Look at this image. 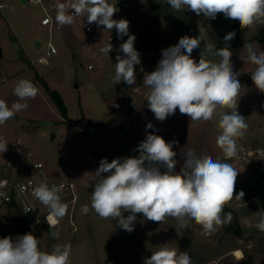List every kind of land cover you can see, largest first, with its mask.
Instances as JSON below:
<instances>
[{"label":"rangeland","instance_id":"374dc122","mask_svg":"<svg viewBox=\"0 0 264 264\" xmlns=\"http://www.w3.org/2000/svg\"><path fill=\"white\" fill-rule=\"evenodd\" d=\"M45 1L55 19L54 6L64 0ZM118 2L119 8L127 15L129 34L136 36V50L154 51L158 60L161 59L162 49L176 45L185 35L197 37L202 31L205 41H201L200 47L192 53L198 62L206 42L213 44L207 34L214 40L221 35L225 37L231 24H239V21L225 18L222 13L216 19L208 20L187 9L177 12L165 0ZM0 5H6L0 8V99H4L9 106L16 101L13 88L20 79L30 80L38 89L37 96L27 101L29 106L26 110L0 125V138L7 143L6 151H0V176L17 179L29 174L35 162H42L46 170L50 168L53 173L57 172L56 178L60 180L93 186L91 182L96 179L93 163L102 158L112 161L118 157L137 156L133 154V142L127 135L122 136L127 124L118 120L120 108L130 98L126 95L135 85L124 86V82L117 84L114 81L113 58L127 36L112 42L113 50L109 55L112 57L95 65L98 55L81 50L90 44L101 48L109 43L105 37L85 33L78 20L62 28L55 22L50 31L41 25L44 17L42 8L25 5L19 0H0ZM38 40L42 46L37 49L35 43ZM49 40L55 44L58 53L49 59V64H39L37 59L44 53L43 48ZM15 44L18 46L15 47ZM119 54L123 56L122 52ZM214 57L205 53L206 60H214ZM154 59H150L151 64ZM89 65L95 68L90 69ZM44 83L61 94L67 107V120L71 122L63 118ZM250 93L249 87L240 90L241 97L248 95L244 97L246 103ZM240 107L243 111V104ZM91 126L96 128L97 134H91ZM106 127L107 131L99 133L100 129ZM52 134H55L54 140L51 139ZM253 140L251 138L249 141L259 143ZM260 142L263 144V140ZM99 146L104 149L99 151ZM94 151L98 154L96 158L93 157ZM66 201L62 198V202ZM77 206L78 203L73 206L68 204V214L52 231L44 216H40L39 226H35L33 221L38 218L36 215L25 218L15 212L11 224L15 233L21 231L24 235L31 232L37 239L41 238V233L46 238H52L51 232L58 230L59 238L70 241L72 264H143L145 258L165 244L178 251H186L192 264L217 260L228 252L226 264L264 263V237L253 243L256 237L242 232L237 234L240 221L232 211L233 207L224 208L225 213L232 214L231 221L213 235L205 237L201 235L200 226L194 222L186 229L175 218L168 217L165 222L159 223L145 220L142 214H137L131 233L119 227L123 231L116 235L97 233L90 236L88 230L93 229L95 223L104 225L108 220H82L80 205L75 210ZM40 209L46 207L42 205ZM91 211L90 208L89 213ZM108 222L118 227L116 221ZM74 227L77 228L76 232ZM236 247L241 249L244 258L237 259L234 252H230Z\"/></svg>","mask_w":264,"mask_h":264},{"label":"clouds","instance_id":"9594fccd","mask_svg":"<svg viewBox=\"0 0 264 264\" xmlns=\"http://www.w3.org/2000/svg\"><path fill=\"white\" fill-rule=\"evenodd\" d=\"M34 2L39 3V0ZM165 2L177 12L187 9L208 20H214L222 13L227 19L239 21L241 28L264 26V0ZM54 8L55 22L60 28L73 25L77 17L83 16L90 25L94 23L109 31L115 29L120 39L127 36L117 50L114 81L135 85V66L141 64L140 54L134 47L136 36L129 34L127 19H113L119 11L115 5L109 0H64L56 3ZM234 36V32L227 33L223 41L226 47L220 49L206 42L197 62L192 53L200 47L201 41H205L204 34L200 31L197 37L185 35L176 45L162 49L155 69L143 77V83L149 89L145 98L147 107L157 121H165L177 109L193 122H207L219 116L220 132L215 143L223 153L224 161L238 158L237 142L248 129L245 117L237 111L243 86L231 62L232 51L228 42ZM112 50L109 41L100 52L109 55ZM205 53L220 59L206 60ZM240 59L254 66L251 80L255 88L264 93V50L257 42H245ZM140 71H144L143 67ZM37 94L38 89L31 81L20 79L13 88L17 100L9 106L0 99V125L26 110L27 101ZM147 129H154L150 121L145 139L133 150L138 156L118 157L111 162L107 158L100 160L93 173L96 179L91 182L94 187L90 206L82 205L81 212L86 214L91 208L101 219L115 220L118 227L129 233L134 231L137 214H142L145 220L159 223L168 217L175 218L186 229L194 222L200 226L201 235H213L232 219L230 212H224L225 206L234 198L242 200L245 195L241 191L234 196L239 172L232 164L206 152L197 153L187 145L181 149L183 164L177 171L179 161L173 149L178 141L168 142ZM6 149L7 143L0 138V151ZM5 184L6 181H0V188ZM62 190V186L41 182L32 191V195L48 209L45 219L49 228H58L68 214V204L61 200ZM4 195L0 192V196ZM253 226L264 232V215L254 225L249 224V227ZM51 236L58 239L59 231L51 232ZM39 245L40 239L31 232L15 239L11 236L0 238V264H72L70 244L54 245L50 252L42 250ZM143 264H192V260L186 251L165 244L145 258Z\"/></svg>","mask_w":264,"mask_h":264},{"label":"crops","instance_id":"0c3cea01","mask_svg":"<svg viewBox=\"0 0 264 264\" xmlns=\"http://www.w3.org/2000/svg\"><path fill=\"white\" fill-rule=\"evenodd\" d=\"M236 34L238 35V39H237L238 45L229 46L230 50L232 51L231 62H232L233 71L239 73L238 79L241 85L243 86L241 89L249 87L251 90L249 96L253 97L252 99L249 97L248 103H246L244 97L247 98L248 95L244 94L242 95V97H240V100L238 102L237 109L239 110L240 114L243 117H245L246 123L248 124V129L244 137L250 143H252L251 141H249L251 140V138H253L254 140L255 139L258 140L259 143H261L260 141L263 140L262 143H264V94L259 92L255 88L251 80L250 73L253 70L254 66L247 64L240 59L241 51L243 49L245 42H249V43L257 42L260 45L261 50H264V26H256L249 29L241 28L240 26L235 32V35ZM206 36L208 39L210 38L213 40V44L216 47L215 40L211 38L208 34ZM234 40H235V36L233 38V41ZM101 48H97L96 46H94V44H90L84 47V49L81 51L96 53L98 55L95 60V65H96L97 63L104 62L103 61L104 59L112 57L109 56L111 52L109 53V55H105L101 53L100 52ZM216 57H214V60L218 61L220 58L219 57L216 58ZM159 60L156 55V58L152 61L153 66L157 65ZM13 69H15V71L17 70L15 67ZM136 78H137V83L135 84V86L133 85L134 87L131 91H128V95H126V97L127 96L130 97L129 101L127 104L122 105V107L120 108V115L118 119L120 120V122L127 124L126 132H124L122 136L125 137L127 135L128 138L133 142V150L136 149L138 147V144L145 139L146 126L147 123L150 121L154 125V129H147V132L154 131L155 134L162 136L168 142H171L173 140L178 141V144L174 145V149H173L174 151L177 152L176 159L179 161V163L176 166L177 171H179L181 165L183 164V158L180 155V152L181 149L184 150L183 148L185 145H187V147L194 148L197 151V153L206 152L213 155L214 158L224 161V155L221 152V150L216 146L215 143L216 137L220 132V129L218 127L219 116H214L212 120L207 122H203V121L193 122L190 121V119L186 115L180 114L179 110L177 109L176 113L168 117L165 121L163 122L157 121L154 117V114L148 109L147 101L145 100L149 89L146 88L145 85H143L140 91L138 92L134 91V88L138 84H140V82L143 81V76L136 74ZM125 85L126 83H124V86ZM243 102L245 103V106ZM242 104L244 108L243 111L242 108L240 107L242 106ZM130 106H132V108ZM127 109H130V111L128 112L126 111L127 112L126 113L125 110ZM132 109L133 111H131ZM65 119L67 120L68 116L65 117ZM90 128L94 129V132L91 134L94 135L97 134L95 127L91 126ZM107 130H108L107 127L100 129L99 133H103ZM259 143H255V144H259ZM98 149L99 151H102L104 148L102 146H99ZM134 152L133 154L135 155L137 154L138 156V152L135 153ZM97 155H98L97 152L94 151L93 157L96 158ZM224 162L232 164V166L239 172L236 179L234 196L241 191L245 193L242 200H237L234 198L226 206L233 207L232 211L240 221V225H239L240 233L242 232L245 235H252L253 238L256 237V239H253V243H254L256 242V240H259V238L264 237V232L259 231L254 226L249 227V224L254 225L259 220V218L262 215H264V180L258 182H252L250 178L254 174V168L238 166L235 159L227 160ZM99 163L100 161H98L96 164L93 163L95 170H97V168L99 167ZM45 171L47 177L55 181L53 182V185L57 186L56 181H63L56 178L58 173L57 172L53 173L50 168H47V170L45 169ZM31 172L32 170L30 169V173ZM29 174L27 175L24 174L17 179H12L11 177H7V176L6 177L0 176V181L3 179H7L10 182H17L22 180ZM77 187H78L77 189L78 206L75 208V210L78 209L79 205L81 209L82 204L83 205L88 204L90 206V197H91V192L93 191V186L77 185ZM62 198L67 199V201L69 199L61 194V200ZM40 206H42L41 203L38 208V214L39 216H44V214L48 212V209L46 208L42 210L40 209ZM15 212L17 211L9 210V209H4L0 212V238L11 236L13 239H15L17 236H22L21 231L20 232L17 231V233L14 232L11 224L12 223L11 218L15 216L14 215ZM88 213L83 216L81 215L82 212L79 213L80 217H82V220L92 219V218L100 219V217L94 211H91V213L89 214ZM105 220L110 221V223L115 221V220L112 221L111 219H105ZM108 221H105L104 225H100V223L97 222L95 223L93 229H89V230L87 229L90 233V236H95V234L97 233L99 235H104V236L116 235L119 234L120 231H123V230H119V227H113L112 225H109ZM54 229L56 228H50V231ZM40 239H41L40 248L42 250L49 252L52 250L54 245L70 244V241H63V239L61 238L58 239H53L51 237L46 238V235L42 233ZM95 244L97 243L95 242ZM236 250H241V249L236 247L235 249H230V252L232 251L235 252ZM228 255L229 252L226 255L219 257L217 260L212 259V260L198 262L196 264H226L225 259L226 257H228Z\"/></svg>","mask_w":264,"mask_h":264},{"label":"built area","instance_id":"2783aa9c","mask_svg":"<svg viewBox=\"0 0 264 264\" xmlns=\"http://www.w3.org/2000/svg\"><path fill=\"white\" fill-rule=\"evenodd\" d=\"M109 2L119 9V11L114 14L113 19H127V15L119 8L118 0H109ZM25 5H32L42 8L44 17L41 20V25L44 27H48L50 31L53 30L55 19L45 0H39V3L34 2V0H25ZM5 6L6 5H0V8H3ZM45 20H48L49 22L44 23ZM76 20L81 23L83 31L87 34L103 36L108 42L110 41V43L118 42L121 40L117 37L115 29L109 31L105 30L103 26L98 27L94 23L90 25L87 23L86 17L83 16L77 17ZM232 42L233 39L229 41L228 44H231ZM43 52L44 53L38 57L37 62L39 64H49V59L58 53V49L52 42V40H49L46 46L43 48ZM138 52L140 54L141 64L135 66L136 74L144 77L145 73H150L157 66H153L150 63V59H154L156 57V54L154 51ZM141 67H143L144 69L143 72L140 71ZM89 68L94 69L95 66L89 65ZM143 85V81L140 82V84H138L134 88V91H140ZM237 111L240 114L238 109ZM237 144L239 155L238 158H235V160L238 166L254 168V174L250 178L252 182L264 180V159H261L262 157H264V151H261L264 150V143H250L243 136L238 140ZM1 181H6V184L2 188H0V192H3L5 194L4 196H0V212L4 209L14 210L19 212V214L25 218L36 215L38 218L33 221V224L35 226H39L40 216L38 214V208L40 202L32 195V191L34 187L38 186L41 182H45L49 184V186L53 185V182H55L54 180H51L47 177L44 164L42 162L35 163L33 165L32 172L20 181L10 182L7 179H3ZM56 182L57 186H62L63 188L61 194L69 198L67 204H71L72 206L75 205L78 201L77 185L74 182ZM47 214L48 212L44 214V218H46ZM125 215H128V213H125ZM73 230L77 231V228L74 227Z\"/></svg>","mask_w":264,"mask_h":264},{"label":"trees","instance_id":"16d2710c","mask_svg":"<svg viewBox=\"0 0 264 264\" xmlns=\"http://www.w3.org/2000/svg\"><path fill=\"white\" fill-rule=\"evenodd\" d=\"M240 27V24L233 23L230 26L229 32H236L237 29ZM238 35H235V40L232 42V44H228L229 46L238 45ZM224 41V37L221 35L219 37L215 38L216 48L220 49L223 47H226ZM47 91L49 92L50 96L53 98L54 103L58 107L59 111L61 112L62 116L65 118L67 117V107L65 105V102L61 96V94L58 91L52 90L47 83L43 84ZM240 231V230H239ZM237 232V234H240V232Z\"/></svg>","mask_w":264,"mask_h":264},{"label":"water","instance_id":"95a60500","mask_svg":"<svg viewBox=\"0 0 264 264\" xmlns=\"http://www.w3.org/2000/svg\"><path fill=\"white\" fill-rule=\"evenodd\" d=\"M23 4H25V0H20ZM42 45V42L40 41V40H38L36 43H35V47L38 49V48H40V46ZM18 46V44H15V47H17ZM115 57L116 56H114V58H113V63H116L117 61H116V59H115ZM131 111H133V109L131 110ZM90 132L91 133H93L94 132V129L93 128H90ZM54 138H55V134H52L51 135V139L52 140H54Z\"/></svg>","mask_w":264,"mask_h":264},{"label":"bare ground","instance_id":"6f19581e","mask_svg":"<svg viewBox=\"0 0 264 264\" xmlns=\"http://www.w3.org/2000/svg\"><path fill=\"white\" fill-rule=\"evenodd\" d=\"M240 254L239 256L237 255V254ZM234 256L236 257V258H238V259H241V258H243L244 256H243V252L241 251V250H236L235 252H234Z\"/></svg>","mask_w":264,"mask_h":264}]
</instances>
